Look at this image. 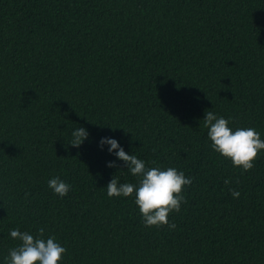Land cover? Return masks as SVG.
Returning a JSON list of instances; mask_svg holds the SVG:
<instances>
[{
  "label": "trees",
  "instance_id": "1",
  "mask_svg": "<svg viewBox=\"0 0 264 264\" xmlns=\"http://www.w3.org/2000/svg\"><path fill=\"white\" fill-rule=\"evenodd\" d=\"M207 111L264 140V0H0V264L17 228L55 237L60 264H264V150L233 166ZM102 137L192 178L175 229L107 195L137 178Z\"/></svg>",
  "mask_w": 264,
  "mask_h": 264
},
{
  "label": "clouds",
  "instance_id": "2",
  "mask_svg": "<svg viewBox=\"0 0 264 264\" xmlns=\"http://www.w3.org/2000/svg\"><path fill=\"white\" fill-rule=\"evenodd\" d=\"M204 127L208 130L207 136L211 141V148L231 160L233 166L243 171L251 170L254 161L261 150H264V140L255 128L229 127V119L207 111L204 118ZM72 139L65 145L79 148L89 136L84 127H78L71 133ZM99 145L103 148L108 145L107 151L117 159L124 161L129 173L137 178V183H119L113 176L106 186L107 195L111 197L134 196V202L146 227H160L167 225L175 229V223H169L168 217L172 212L179 213L182 203H187L183 190L192 183L191 177H186L183 171L174 167L161 169L160 167H146L145 161L136 155L127 153L119 142L111 137H102ZM107 167H117L115 161H109ZM225 185L230 180L225 179ZM48 186L60 197L68 194L70 185L53 177L48 180ZM233 198H239L240 192L229 188ZM13 240L20 243L9 249L4 257V264H60L66 249L56 242L55 237L44 238V229H38L36 236L29 232H22L18 228L9 233Z\"/></svg>",
  "mask_w": 264,
  "mask_h": 264
}]
</instances>
